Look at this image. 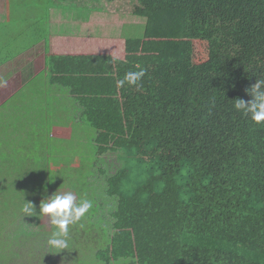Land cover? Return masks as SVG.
<instances>
[{
  "label": "trees",
  "instance_id": "obj_1",
  "mask_svg": "<svg viewBox=\"0 0 264 264\" xmlns=\"http://www.w3.org/2000/svg\"><path fill=\"white\" fill-rule=\"evenodd\" d=\"M103 2L121 12H128L124 2L131 5L145 19L142 35H48V9L58 6L45 0V26L23 24L8 39L13 52L0 61L9 66L6 75L44 51L43 74L63 96L58 111L70 133L55 147L39 118L19 134L20 123L12 115L3 121L0 111V173L15 184L7 206L20 210L64 188L77 202L92 201L85 225L99 227L90 220L97 206L82 179L96 155L113 151L122 164L106 178L105 194L116 205L111 233L98 228L97 261L264 264V122L232 107L250 100L247 90L264 79V0ZM40 4L8 0L0 26ZM139 68L140 89L118 86ZM80 148L86 158L69 161L71 173L52 175L54 164ZM0 217L8 220L5 210Z\"/></svg>",
  "mask_w": 264,
  "mask_h": 264
},
{
  "label": "rangeland",
  "instance_id": "obj_2",
  "mask_svg": "<svg viewBox=\"0 0 264 264\" xmlns=\"http://www.w3.org/2000/svg\"><path fill=\"white\" fill-rule=\"evenodd\" d=\"M44 1L41 0L39 6L31 5L29 10L26 9L19 13L17 21H12V24L7 26L1 24L0 61L5 60L6 55L13 52L8 48V39L17 37L19 34L17 31L23 28V24L29 22L36 24L34 29L45 26L42 23L44 12L42 3ZM53 3L58 7L55 6L53 11H49V14H52L49 21V32L56 35L122 38L139 37L143 33L145 19L134 16L131 13L132 6L125 2L123 6L128 9V12L116 11L114 7L109 8L103 0H53ZM39 52L40 57L39 59L36 58L35 63L32 64L31 61L22 70L14 69L4 78H2L3 76L0 77V111L7 114L2 115L3 121L6 120L10 123L12 120L9 122L7 118L12 115L15 121L20 123V126L16 125V131L19 134L20 131L23 133L28 130L34 118L37 121L39 118V126L44 131L42 134L47 136L49 145L52 144L57 147L61 140H67L63 138H66L65 133H70V130H64L63 122L65 119H63L64 116L59 115L60 112L58 111L60 104L63 103L61 101L63 96L57 93L55 87L40 74L34 78L36 72L44 66L43 50L41 49ZM25 82H28L31 87H36V92L33 91L34 96L36 93L37 97L35 102H30V96H28L27 101L25 98H21L26 97V93L29 92L28 87L19 92L20 84ZM23 94L25 95L22 96ZM58 96L61 99H57ZM8 128L12 130L11 126ZM74 147L75 143H72L68 150ZM42 149L46 151L44 147ZM54 155L64 156L63 153H54ZM69 155L72 158L74 156V158L67 160L65 164H54L58 168H55L56 170L52 175L66 176L72 171L69 161H73L76 157L86 158L84 148H80L77 152L71 151ZM121 164L122 161L117 152L108 151L96 155L88 165L86 176L82 180L88 187L86 193L92 196L97 206L90 220L99 227L88 229V226L85 225L86 221L82 217L80 221L69 226L68 247L61 250L47 244L49 236L55 230L49 216L44 214L24 216L20 210L7 206L8 191L11 190L13 192L11 196L14 195L13 187L15 184L12 187L13 182L10 180V175L5 171L4 174L1 172L0 213L5 210L8 220H3L0 217V264H103L95 259L97 243L101 241L102 235L98 228H102L105 233H111L113 219L110 213L116 205V198L105 194L106 178L115 173ZM47 191L49 193L50 190ZM59 191L60 193L71 192L64 188ZM41 200V198H35L31 201L37 213H39ZM110 264H135V262L132 259H119Z\"/></svg>",
  "mask_w": 264,
  "mask_h": 264
},
{
  "label": "clouds",
  "instance_id": "obj_3",
  "mask_svg": "<svg viewBox=\"0 0 264 264\" xmlns=\"http://www.w3.org/2000/svg\"><path fill=\"white\" fill-rule=\"evenodd\" d=\"M144 76L145 70L143 68L128 71L122 79L117 81V84L119 87H124L127 84L140 89ZM247 91L250 92L251 99L248 101L236 99L232 106L233 109L248 116L257 124L264 122V79L255 80V83ZM92 207V201L88 199L77 202V198L72 192L57 193L55 191L40 201L39 213L36 212L30 201H25L20 211L24 216H37L40 214L49 216L55 230L49 236L47 244L61 250L68 247L69 226L80 221Z\"/></svg>",
  "mask_w": 264,
  "mask_h": 264
},
{
  "label": "crops",
  "instance_id": "obj_4",
  "mask_svg": "<svg viewBox=\"0 0 264 264\" xmlns=\"http://www.w3.org/2000/svg\"><path fill=\"white\" fill-rule=\"evenodd\" d=\"M7 2H8V0H0V19L1 18H3V19H5V16L7 15ZM55 7H50L49 9H48V16H47V33H48V35H53L54 33H51V32H49V21H50V18L52 17V14H49V11L50 10H52L53 11V9H54ZM51 15V16H50ZM64 36H70L69 34H63ZM100 37V36H99ZM8 48L10 49V46H8ZM40 53V52H39ZM39 53L34 57V58H32L31 59V61H32V64L33 63H35V61H36V58H38L39 59ZM43 53H44V51H43ZM8 55V54H7ZM43 57V68L42 69H40L38 72H36V74L34 75V78L35 77H37L39 74L41 75V76H43V78H46L47 79V77H46V75L45 74H43L46 70H45V64H44V56H42ZM31 61H29L28 63H26L24 66H22L20 69H17V70H22L23 68H25ZM7 67H9L8 65H1V70H0V77H2V78H4L5 77V75L6 74H4L3 73V71H2V69H5V68H7ZM33 73V72H32ZM4 74V75H3ZM21 85V87H20V91L22 90V89H24L25 87H28L29 86V84H28V82H25V83H22V84H20ZM34 87V86H33ZM29 88V92H27L26 93V96L28 97V96H30L31 95V97L32 96H34V94H33V91H35L36 92V87L35 88H30V86L28 87ZM19 91V92H20ZM18 92V93H19ZM18 95H20V94H18ZM34 97H36V93H35V96ZM19 98V97H18Z\"/></svg>",
  "mask_w": 264,
  "mask_h": 264
}]
</instances>
